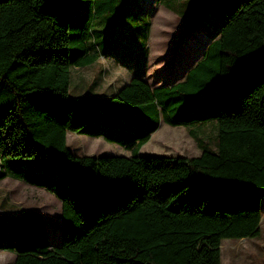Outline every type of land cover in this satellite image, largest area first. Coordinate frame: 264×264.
I'll list each match as a JSON object with an SVG mask.
<instances>
[{"label":"trees","instance_id":"trees-1","mask_svg":"<svg viewBox=\"0 0 264 264\" xmlns=\"http://www.w3.org/2000/svg\"><path fill=\"white\" fill-rule=\"evenodd\" d=\"M117 1L0 0V180L62 203L57 245L26 211L0 216V251L15 253L14 264H222L224 240L261 235L264 0H220L219 30L196 32L207 45L183 81L152 87L138 76L106 100L73 96L72 69L138 54L90 43L97 18L116 14ZM185 23L188 35L195 24ZM161 121L216 122L217 151L139 156ZM68 133L132 156L75 155Z\"/></svg>","mask_w":264,"mask_h":264},{"label":"rangeland","instance_id":"rangeland-1","mask_svg":"<svg viewBox=\"0 0 264 264\" xmlns=\"http://www.w3.org/2000/svg\"><path fill=\"white\" fill-rule=\"evenodd\" d=\"M117 2L120 8L116 14L109 11L97 18L93 26L95 38L90 43L98 46L115 43L125 57H129L130 52L138 54L128 59L99 57L90 67L72 69L70 94L73 96L106 100L129 84L133 76L140 74L141 67L147 69L146 79L152 87L183 81L185 67H191L200 60L207 45L206 38L197 33L214 35L221 23L220 0ZM186 21L195 24L194 31L188 35L184 32ZM112 27V33H104ZM142 48H146V53L141 54L139 49ZM128 64L131 67H127ZM92 127L107 129L109 125L97 123ZM217 138L216 122L189 129L172 127L161 121L159 129L139 149L138 155L198 157L202 148L217 151ZM67 145L78 156H132L131 151L117 144L86 135L68 133ZM2 164L0 162V166ZM54 166L55 162L50 163V167ZM261 208L260 237L224 240L221 246L222 264H264V200ZM26 211L39 216L50 243L57 245L62 212L60 200L52 192L22 181L10 177L0 180V216L21 217ZM15 258L13 252L0 251V264H14Z\"/></svg>","mask_w":264,"mask_h":264},{"label":"crops","instance_id":"crops-1","mask_svg":"<svg viewBox=\"0 0 264 264\" xmlns=\"http://www.w3.org/2000/svg\"><path fill=\"white\" fill-rule=\"evenodd\" d=\"M106 58H111V57H106ZM195 64H196V63H195ZM195 64H194V65H195ZM92 65H93V64H92ZM92 65H91V66H92ZM194 65H193V66H194ZM126 66H127V67H131V64H128V65H126ZM88 67H90V66H88ZM85 68H86V67H85ZM189 68H190V66H186V67H185V70H184V73H183V74H184V77H185L186 71H187ZM74 69H80V68H74ZM145 70H147L145 67H141V68H140V71H139L140 74L133 76L132 79H133L134 77L141 76V77H143V78L147 81V79H146V74H147V73H146ZM132 79H131V80H132ZM71 80H72V74H71ZM147 82H148V81H147ZM148 83H149V82H148ZM122 88H123V87H122ZM70 89H71V81H70ZM115 94H116V93H115ZM84 97H86V96H84ZM90 98H95V97H90ZM81 136H82V135H81ZM90 138H91V137H90ZM60 202H61V201H60Z\"/></svg>","mask_w":264,"mask_h":264}]
</instances>
